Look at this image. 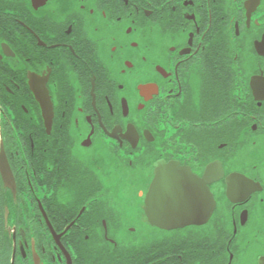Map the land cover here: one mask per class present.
Returning <instances> with one entry per match:
<instances>
[{
	"label": "flooded vegetation",
	"instance_id": "1",
	"mask_svg": "<svg viewBox=\"0 0 264 264\" xmlns=\"http://www.w3.org/2000/svg\"><path fill=\"white\" fill-rule=\"evenodd\" d=\"M262 79L264 0H0V264H264Z\"/></svg>",
	"mask_w": 264,
	"mask_h": 264
},
{
	"label": "snow or ice",
	"instance_id": "2",
	"mask_svg": "<svg viewBox=\"0 0 264 264\" xmlns=\"http://www.w3.org/2000/svg\"><path fill=\"white\" fill-rule=\"evenodd\" d=\"M240 33L239 25H237V34ZM178 68L179 65L177 64ZM40 84H37V90L39 91ZM258 90L261 92V96H264V79H262L258 84ZM145 95L150 97L152 95L151 89L145 90ZM122 143V142H121ZM211 164V163H210ZM209 164V165H210ZM208 165V166H209ZM213 167L209 169L207 167V176L206 172L203 174V178H200L191 173L190 169L180 168L176 163L161 164L159 167H156V179L152 186V192L149 194L147 208L148 212L151 215L154 210L158 207L160 209L169 207L171 204V199L168 193L163 190L162 184L164 177L168 175H173L177 177V183L174 185V190L178 191L181 197L186 201L188 208L197 214H206L211 215V211L208 209L214 207V205H209L208 200L211 198L210 193L211 189L208 187L209 182L219 179L222 175L220 170L212 164ZM215 177V178H213ZM229 183L232 184L233 193L239 194L240 192L246 190L249 185L246 184L244 180L239 177H229ZM140 195H144L141 191ZM247 198V197H246ZM111 215V213H109ZM132 231H135L134 226H130ZM104 235L107 236L109 229L108 218H105L103 221ZM115 243V241H113ZM264 256L260 254L259 258ZM230 264V262H229Z\"/></svg>",
	"mask_w": 264,
	"mask_h": 264
},
{
	"label": "water",
	"instance_id": "3",
	"mask_svg": "<svg viewBox=\"0 0 264 264\" xmlns=\"http://www.w3.org/2000/svg\"><path fill=\"white\" fill-rule=\"evenodd\" d=\"M168 177H169V175H168ZM154 183V182H153ZM174 185L175 184H173V182H171V184L168 182V183H166L165 185H163L162 184V187H163V190L166 192V193H168L169 194V196H170V199H173V200H175L176 198L177 199H180V198H182V197H177V193H178V191H175L174 190ZM152 192V189H151V191H150V193ZM183 199V198H182ZM170 206H171V204H170ZM170 206L169 207H166V208H163V209H166V212H164V213H168L169 211V208H170Z\"/></svg>",
	"mask_w": 264,
	"mask_h": 264
}]
</instances>
